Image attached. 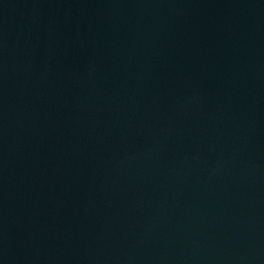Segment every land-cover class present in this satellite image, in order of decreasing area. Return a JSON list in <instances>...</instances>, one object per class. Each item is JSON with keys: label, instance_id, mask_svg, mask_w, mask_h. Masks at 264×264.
Wrapping results in <instances>:
<instances>
[{"label": "water", "instance_id": "95a60500", "mask_svg": "<svg viewBox=\"0 0 264 264\" xmlns=\"http://www.w3.org/2000/svg\"><path fill=\"white\" fill-rule=\"evenodd\" d=\"M0 264H264V0H0Z\"/></svg>", "mask_w": 264, "mask_h": 264}]
</instances>
